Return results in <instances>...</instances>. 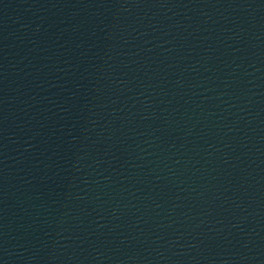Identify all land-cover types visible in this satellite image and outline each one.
<instances>
[{"label": "water", "instance_id": "water-1", "mask_svg": "<svg viewBox=\"0 0 264 264\" xmlns=\"http://www.w3.org/2000/svg\"><path fill=\"white\" fill-rule=\"evenodd\" d=\"M0 264H264V0H0Z\"/></svg>", "mask_w": 264, "mask_h": 264}]
</instances>
